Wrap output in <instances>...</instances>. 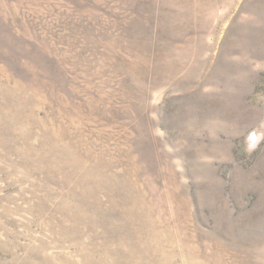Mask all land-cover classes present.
<instances>
[{
	"label": "rangeland",
	"instance_id": "rangeland-1",
	"mask_svg": "<svg viewBox=\"0 0 264 264\" xmlns=\"http://www.w3.org/2000/svg\"><path fill=\"white\" fill-rule=\"evenodd\" d=\"M0 264H264V0H0Z\"/></svg>",
	"mask_w": 264,
	"mask_h": 264
}]
</instances>
